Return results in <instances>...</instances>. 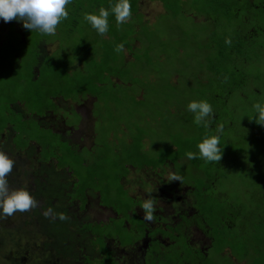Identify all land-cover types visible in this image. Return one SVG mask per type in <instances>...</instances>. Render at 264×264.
I'll list each match as a JSON object with an SVG mask.
<instances>
[{
    "label": "rangeland",
    "instance_id": "374dc122",
    "mask_svg": "<svg viewBox=\"0 0 264 264\" xmlns=\"http://www.w3.org/2000/svg\"><path fill=\"white\" fill-rule=\"evenodd\" d=\"M116 2L71 0L66 5L69 15L57 26L55 35L30 32L20 21L7 29V23L0 21L2 35L9 38L8 43L0 45V151L14 161L7 177L10 190L25 189L37 201L29 211L0 218V264H90L101 259L97 247L90 244V235L84 238L77 224H69L72 250L55 248L44 235L42 224L56 214L49 212L52 208H43V200L37 195L40 184H48L44 170L38 171L40 164L33 157L13 151L8 144L19 149L20 132L26 134L22 140L27 135H42L41 130H34L41 128L36 122L41 113L46 116L39 121L69 144L86 150L91 147L87 152L78 151L68 161L66 156L63 159V168L78 176L71 192L80 200L77 193L82 192L89 199V209H83L78 202L67 204L69 187L64 188V196L59 197L53 209L66 211L69 220L81 222L82 226L109 221L104 227L95 226L94 232L103 233L116 264H139L141 260L139 243L144 235L138 221L141 219L132 215L134 206L142 208L145 201H154L151 221L136 208L153 228L162 224L161 217L170 219L179 213L178 206L185 213L187 206L174 199L176 208L173 207L171 200L159 194L158 185L164 193L173 196L177 192V197L191 201L189 222L182 218L184 227L177 226L173 232L178 233L177 237L170 238L178 247L186 248L180 243H184V230L190 222L196 224L199 217L210 222L209 230L198 226L212 238L209 257L194 254V262L236 264L235 256L237 263L264 264V165L263 171L254 167L258 160L264 164V96L256 97L244 79V73L255 78L257 72L264 71V63L257 60L248 66L228 54L221 55L225 38L230 44L239 40V26L243 24L235 18L236 13L245 14L251 11L250 4L264 0L155 1L162 5L141 0L142 5H147L140 6L142 16L117 24L110 15L108 33L98 34L86 14L98 13L100 8L111 10ZM131 5L136 10L137 0H131ZM262 16L264 11L257 10L255 25L264 24ZM255 25H245L246 32ZM241 36L244 39L245 35ZM263 37H259L262 42ZM126 42L132 44V49L115 50ZM42 56L45 61L39 64L38 57ZM72 65L77 68L71 70ZM213 75L230 78L234 83L242 80V92L232 91L225 103L221 100L213 105L216 97L211 95L223 94L226 87H214ZM203 100L220 115L218 122L222 126L225 120L233 124L232 128H222L223 149L218 162L188 159L186 155L198 152L197 145L206 138L204 133H213L209 127L197 125L187 107L192 101ZM10 128L13 133L8 140L5 132ZM89 139H93V145ZM172 143L182 155L177 156V151L168 147ZM55 144L45 147V151L50 152ZM38 151L44 152L43 146L36 148ZM142 170L136 181L132 175ZM146 174L156 184L150 185ZM47 175L58 185L71 182L69 174L51 171ZM123 184H128L129 190ZM98 198L102 209L113 211L117 217L109 219L112 213L99 208ZM229 206L239 217L246 216L243 223ZM247 209H251L250 216L244 212ZM213 210L215 217L209 216ZM223 221L226 227H221ZM157 231L161 232V227ZM189 233L203 246L205 238L197 228L189 225ZM150 252L154 257L147 264L173 263L166 260L167 253L159 244L152 245Z\"/></svg>",
    "mask_w": 264,
    "mask_h": 264
},
{
    "label": "trees",
    "instance_id": "16d2710c",
    "mask_svg": "<svg viewBox=\"0 0 264 264\" xmlns=\"http://www.w3.org/2000/svg\"><path fill=\"white\" fill-rule=\"evenodd\" d=\"M157 1L168 2V0H157ZM250 8H252L251 11L249 10L245 14L243 13L241 15L240 13H242V12H240V11H239V15L236 13L235 18L238 19V21L242 22V24H243L242 26H239L240 27L239 40H236V41H234L233 43L230 44V43H228L226 41V38H225L222 41L224 49L221 52V55L228 54V57L235 59L237 62H243V63L247 62L248 66L252 65V63H254V62L257 63L256 62L257 60L262 61L264 63V41L262 42V41L259 40L260 39L259 37L261 35H264V24L255 25L254 24V20H253V17L257 14V10L264 11V2L261 3V4H257V5L250 4ZM136 11H137V9L135 10L134 7H132V15H133V17H131L132 19L135 18V17L142 16V15H140V13H138ZM252 11H256V13L254 14ZM236 12H238V11H236ZM262 17H263V22H264V16H262ZM252 24H254L256 28H253V30H249L248 32H246V26H254ZM9 25H12L14 27V25H16V22H14V21L8 22L5 25V27L8 29ZM2 34L3 33L0 30V45L8 43V40H9V38L7 36L2 35ZM8 34H10V33L8 32L7 35ZM12 34H14V32ZM241 35H243V36L245 35L244 39L242 38ZM126 45H127V47H125ZM131 46H132V44H130V43L127 44V42H126V44L123 45V48H125V50L129 51L130 49H132ZM44 61H45V59H43V56L42 57H38V63L39 64H41ZM65 62H68V61H65ZM76 68H77V66H74V65L71 66V70H75ZM244 74H245V78L244 79H246L248 81V84L251 85V87L253 89L252 91L254 92L255 96L258 97V98L260 96H264V71L257 72V74H255V78H253V74H246V73H244ZM212 78H213L214 87H215V85H217V86H220V85L226 86V87H224V93L223 94H222V92H219V93H217L215 95H211V96H215L216 97L215 98V102L213 103V105L216 104L217 102L221 101V100L223 101V103H225V101L228 98V96H230L232 94V91L239 92V93L242 92V89H243V86H244L242 80H241L242 82L238 81V82L234 83V82L231 81L230 78H222V77H220L218 75H213ZM221 95H223V96H221ZM50 99L52 101V98H50ZM38 102H40V101H38ZM46 113H48V112H46ZM44 115L45 114L41 113L40 117H43ZM219 116L220 115L218 113H213V116L211 118V123L209 125V129L211 131L213 130L212 131L213 133H210V135H219V136H221V131H218V129L223 128L224 125H225L224 128L227 127V126H229L231 128L233 127V124L231 122H229V121H226V120L222 122V124H223V126H222L218 122ZM37 123H38V125H40V127H41V125L43 127H41V128L36 127L34 130H41L43 132V134L40 135L37 138H31L30 135H27L26 140H22L23 139L22 137L24 135H26V134L20 132L19 140H18L17 144H18L19 148H25L26 145L28 144V142H25V141H28V140L32 139V141H34L39 146H43V148H44V152L43 153H46L45 147L50 146L53 142H55L57 135L53 134L51 132V130L49 128H47L46 124H44L43 122H37ZM205 136L208 137L209 135L204 133V137ZM57 139H58L57 143H59L60 142L59 139H61V138L58 137ZM168 147L174 148L177 151V156L182 155V153L179 152L180 148H178V146L175 143H172V145H170ZM64 148H65V150H62V154L64 156H66V157L69 156L70 157V156L74 155L76 157V154L74 153V151L68 150L67 146H64ZM53 150H54L55 153L57 152L56 145L53 147ZM50 153H53V152H50ZM60 158H62V156ZM67 161H68V158H67ZM58 165L60 166V168H63L65 166L63 164V161H61L60 164H58ZM263 165H264L263 162L258 160V162L255 163L254 167H255V169L257 171L258 170L259 171H263V168H262ZM68 172L71 173L73 180L76 181L78 176L75 175V172L71 171V169H69ZM63 174H65V173H63ZM80 176H81V174L79 172V177ZM190 191H191V189H190ZM50 192H52L54 194L53 196H55V193H54L53 190H50ZM71 195H72V199H73V196L75 197L74 193H72ZM77 195L79 197H81V200H82L81 207H83L84 197L82 196L83 195L82 192L77 193ZM229 209H230V211L232 213H234L235 217L238 218L239 221H242V223H243V221H244L246 216L241 215L239 217L238 214L236 215V212L233 209V207L231 208L229 206ZM250 211H251V209H247L246 211L244 210V212H245V214L247 216L251 215V214H249ZM215 213H216V210H213L212 214L209 212V214H210L209 216L215 217L214 216ZM61 215H63L65 218L64 219H60ZM201 218H203V217H199L198 218V221H197L198 224H201L200 220H199ZM138 221L140 222L141 226H144V224H145L144 222H142L140 220H138ZM45 222H46V224H42L43 229H44V235L46 237H48L50 240L53 241V243L55 244V248H58V247L66 248V247H68L70 250H72L73 246H74V243L69 241L71 232L69 230L68 225L70 224V220L67 218L66 211H64L63 213L58 212V214H55L53 216V219L46 218ZM75 223L77 224L78 232L81 233L82 235H84L83 236L84 238H85L86 234L88 233L90 235V244L93 245V247L96 246L98 251L100 252L101 259L100 260H95V261L93 260L92 262H90V264H116L114 259H113V256H112V252L110 251L109 246L105 242L103 233H99V234L95 233L94 232V227L95 226H92L90 224H86V225L82 226L78 222H75ZM101 224H98L96 226L104 227V224H102V225ZM204 224H206L207 227H208L210 222H207L206 219H204ZM221 224H222L221 227H224V226L226 227V224H225L224 221ZM198 226H200V225H198ZM226 229H228V228H226ZM141 231H142V229H141ZM151 233L152 232H150V235H151ZM228 233L231 236L233 235V232L228 231ZM67 244H68V246H67ZM84 249H88V247L84 248ZM184 250H187V249L186 248H182L181 250H178V251L174 250L172 252L171 256H170V260H174V258L179 257L181 253H183L181 255H184V257H186L188 255V252H183ZM150 253L151 252L148 251L146 253V255H145L146 264L151 261V258H153V256L150 255ZM85 258H86V261L89 260V258L87 256H85ZM166 260L169 261L167 258H166Z\"/></svg>",
    "mask_w": 264,
    "mask_h": 264
},
{
    "label": "clouds",
    "instance_id": "9594fccd",
    "mask_svg": "<svg viewBox=\"0 0 264 264\" xmlns=\"http://www.w3.org/2000/svg\"><path fill=\"white\" fill-rule=\"evenodd\" d=\"M70 3L71 0H0V21L8 23L17 20L30 32L55 35L57 26L69 15L66 5ZM110 15L115 17L117 24L127 22L132 17L131 0H117L111 10L100 8L98 13L86 14L85 18L98 34L104 35L109 31ZM122 49L123 44H118L115 50L120 52ZM187 107L194 114V122L197 125L209 127L213 116V108L209 102L192 101ZM255 107L259 109L260 106L257 104ZM218 131H222V128ZM197 148L198 152L186 154L188 159L203 158L207 162L221 160L223 148L220 147L219 135L204 138ZM13 166L14 161L0 151V218L10 217L16 212H26L37 206V201L27 190H10L7 177ZM173 179L179 180L180 177L174 176ZM142 209L146 214L145 219L151 221L155 211L154 201H145ZM64 218L63 215L60 216V219Z\"/></svg>",
    "mask_w": 264,
    "mask_h": 264
},
{
    "label": "flooded vegetation",
    "instance_id": "af4514ba",
    "mask_svg": "<svg viewBox=\"0 0 264 264\" xmlns=\"http://www.w3.org/2000/svg\"><path fill=\"white\" fill-rule=\"evenodd\" d=\"M144 1L145 2L147 1L149 3V5H153L154 3H156V4L159 3V2H155L157 0H144ZM140 2H141V0H137V4L138 5L140 4ZM137 11H139V10H137ZM13 21L16 22L17 20H13ZM6 32H8V31H6ZM51 45H53V44H51ZM51 45H49V46H51ZM54 45H55V43H54ZM46 47H48V46H46ZM20 114L22 116H24L22 113H20ZM75 115H77V114H75ZM89 116H91V112H90V115ZM27 117H28V115H25L24 116V118H27ZM42 118H44V117H42ZM42 118L41 117L39 119L36 118V122H42V121H39ZM91 123H93L92 118H91ZM71 126H73V125H71ZM41 127H43V126L41 125ZM12 130H13V128H10V129H7L6 132H5V137L8 140H10L12 138L11 137V134H10V133H13ZM51 132L53 134H55V135H58V133H55L52 130H51ZM9 136H10V138H8ZM58 136L61 138V139H59L60 142L58 144H62L63 146L62 145L61 146L63 148H64V146H67V149L68 150H71V151H74L75 154L78 151L79 152L80 151L81 152H87V150L91 149V147H87V150L86 149H81L79 146H74V145L69 144V141L66 140V139H64V138H62L60 135H58ZM84 140H86V138ZM57 141H58V139H57ZM89 141L93 145V142H94L93 139H89ZM25 142H28V144L26 145L25 149L24 148H19V147H18L19 149H17L15 147H12L11 143H8V144L11 146V149L13 151L19 150L22 153H26V155L29 156L30 159L33 157L36 160V162L38 164H40L38 171L44 170L43 172H44V176H45V179H46L45 181L48 184H46V185L40 184L39 189L37 191V195L41 197V200H43L42 201L43 208H52L51 209L52 212H55L56 214H58V211H56V210L53 209L54 207H57V206L54 205V203L59 199V197L64 196L63 195L64 194L63 191L65 190L64 188H68V187L70 189V192H69V194H67L65 196L67 198V204H75L76 202H78L79 203V206L81 207L82 200L77 199V198H75L73 196V199L75 198L77 200V201H73L72 195H71L72 193H74V195H76L75 192H71V187H72V185H74L77 182V180L76 181L73 180L72 175H71V173L68 172L69 170L67 169V167H65L63 169H59L60 166L58 164H60V162L63 161V159L65 157L62 154V150L60 149L61 146L58 147V144L55 141L53 143H56L55 144L56 145V150H57L56 153L54 152L53 147L50 148V152H53V153H50V152L43 153L42 151L41 152L38 151V153H36V148H40V146L38 144H36L34 141H32V139H30L28 141H25ZM2 144H3V142L0 144V150L2 148ZM20 149H22V150H20ZM75 149H77V151H75ZM64 150H65V148H64ZM82 150H85V151H82ZM61 156H62V158H60ZM66 158H69V156H67ZM83 165H84V163H83ZM51 171H54V172H57V173H65L66 175L67 174L71 175V182L69 184H66V185H58L57 184L58 181L56 179H52L50 181V178L47 175V173L49 174V172H51ZM143 171L144 170H142L141 173L139 171H137L136 172V175H132V176H134V179L136 181H138L137 180V177L140 176L143 173ZM146 176H147V180H150L151 179V177H149L147 174H146ZM149 182H150V185H151V183H153V184L155 183L156 184V181L155 180H152V181L150 180ZM157 183H158V181H157ZM123 187L125 189H128V190L130 188V186L128 184L126 186L123 184ZM50 190H53L54 191L55 196H53L54 194L52 192H50ZM125 192H127V191H125ZM158 192H159V194L162 192L163 195L165 196V198H168L167 200H171L172 203H173V205H174L173 207L176 208V202L178 200H181L180 202L183 203V206L186 205L188 208L186 207L185 210H184L185 213H182L181 208L178 206L177 207V210L179 211V213L173 214L170 219H166V218H163L162 219V217H161V219H159V220L162 221V224L157 225L155 228L149 227L147 225L146 221L143 219V217L140 216L136 212V208H139V211H143L144 212V210L141 207L134 206L132 208V209H134L133 212H132V215L135 216L137 214L139 216L138 219L140 218L141 219L140 221H142V222L145 223L144 224L145 227L142 226V235H144V238L142 240H140V243H139V247L140 248L138 247L140 249L141 253H142V254H139V256L141 257V260H140V263L139 264H146V262H145V255H146V253L148 251L150 252V250L152 248V245H154V244H157V245L159 244L160 246H162V251H165L167 253V259L169 260V262H173L174 264H178V263H182V264H197L196 262H194V260L196 259V256L194 254H200L201 253L205 257H209L208 250L211 249L210 246H211L212 238H211V236H208L207 233H205V232H203L202 230L199 229L198 225H200L201 229L202 228H206L207 230H209V228L207 227V225L204 224V219L201 218L199 220H200V223L202 225L201 224H198V223L194 224V223H191V222H190L189 225L190 226L193 225L195 228H197L198 231H200V233L202 234V236L205 238V241H203V243H202L204 247L201 244L198 245L197 242H195V240L192 239V236H190V233H189V225H188L185 228V230H184V235H185V237H184V239H185L184 240V243H180V246H185L186 249L189 250L188 251V255L186 257H184V255H181L183 253H181L179 257L174 258V260H170V256H171V254H172V252L174 250L178 251V250H181L182 249V248L178 247L177 246V243L175 241L171 240L170 238H171L172 235H175L176 236V234H178L176 232L173 233L176 230V227L177 226L182 225L184 227V224H183L184 221L182 220V218H185V220L188 219V222H189V218H190L189 214H191L189 209H192V207H191V201H189L190 198L183 199L182 197H177L178 196L177 195V192H175L173 194V196H171L169 193H164L161 190L160 185H158ZM93 194H95V193H93ZM82 196L84 197V204H83L84 205V208L83 209H86V208L89 209V206H88L89 199L86 198L84 195H82ZM174 199H175L176 202H174ZM100 202H101V198H98L97 199V205H99V208L102 209V207L100 206ZM179 205H181V204H179ZM102 211L112 213L113 216H110L109 219H111L112 217H117V215L114 214L113 211H107L106 209H102ZM39 217H41V216H39ZM154 218L157 219V217H155V216H154ZM106 222H109V221L106 220V221L100 222V223H89V224L92 225V226H96V225L101 224V223L102 224H105ZM70 223L72 225H75L76 224L75 222H73L71 220H70ZM78 223H81V222H78ZM68 227H69V225H68ZM159 227H161V232H158L157 231V229ZM150 232H152L151 235H150ZM157 233H161V234H157ZM136 246H134L131 249H135ZM123 248L125 249V248H130V247L128 246V247H123ZM150 255H152L154 257V254L153 253H150ZM234 258L236 259L235 256H234ZM234 258H233V260L235 261L236 264H241V262H238L237 263V260H235Z\"/></svg>",
    "mask_w": 264,
    "mask_h": 264
},
{
    "label": "crops",
    "instance_id": "0c3cea01",
    "mask_svg": "<svg viewBox=\"0 0 264 264\" xmlns=\"http://www.w3.org/2000/svg\"><path fill=\"white\" fill-rule=\"evenodd\" d=\"M158 5L160 4V5H162L161 3H157ZM142 4H141V2H140V4L137 6V9L139 10L140 9V6H141ZM143 7L144 6H146V5H142ZM136 12H138V11H136ZM139 13V12H138ZM142 20H143V18H142Z\"/></svg>",
    "mask_w": 264,
    "mask_h": 264
}]
</instances>
